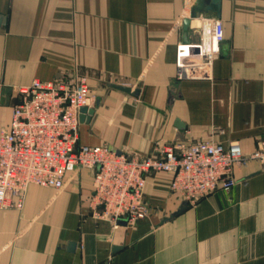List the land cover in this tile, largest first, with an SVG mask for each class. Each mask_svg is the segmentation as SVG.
Returning <instances> with one entry per match:
<instances>
[{
	"label": "crops",
	"instance_id": "crops-1",
	"mask_svg": "<svg viewBox=\"0 0 264 264\" xmlns=\"http://www.w3.org/2000/svg\"><path fill=\"white\" fill-rule=\"evenodd\" d=\"M219 1L192 18L195 0H0V131L18 87L84 75L94 112L79 145L144 156L210 140L252 153L264 136V0ZM203 19L222 22L220 54L202 66L180 49L178 79L179 46L199 42ZM233 176L228 192L190 204L170 192L169 174H152L148 214L133 226L91 218L90 169L59 191L29 186L22 211L0 210V264H264V166Z\"/></svg>",
	"mask_w": 264,
	"mask_h": 264
},
{
	"label": "built area",
	"instance_id": "built-area-1",
	"mask_svg": "<svg viewBox=\"0 0 264 264\" xmlns=\"http://www.w3.org/2000/svg\"><path fill=\"white\" fill-rule=\"evenodd\" d=\"M200 34L199 42L179 46L178 79L187 74L180 49L193 50L202 66L211 65L220 54L222 22L203 19ZM16 92L9 126L0 131V210L22 211L29 186L59 191L69 174L90 169L91 218L133 226L148 214L144 190L152 174H169L170 192L193 204L216 190L228 192L236 184V166L250 161L264 166V136L248 155L238 142L224 147L210 140L166 144L144 156H128L105 144L79 145L80 109L94 105L84 75L34 79Z\"/></svg>",
	"mask_w": 264,
	"mask_h": 264
},
{
	"label": "water",
	"instance_id": "water-1",
	"mask_svg": "<svg viewBox=\"0 0 264 264\" xmlns=\"http://www.w3.org/2000/svg\"><path fill=\"white\" fill-rule=\"evenodd\" d=\"M196 3V8H193L192 12H191V16L192 18L195 17L196 14V9L197 6L200 5H204L206 6L205 10H212L214 12H218L219 11V7H220V1L219 0H195ZM199 10V9H197ZM190 25V19H184L182 21V29L184 32H186L189 28ZM116 89L125 92L127 94L132 93L131 88L129 87H124V86H113ZM94 110L93 109H88V108H81L80 109V115H79V122L80 123H84V122H88L90 119V116L93 114Z\"/></svg>",
	"mask_w": 264,
	"mask_h": 264
}]
</instances>
